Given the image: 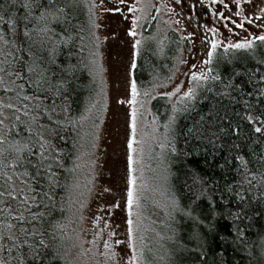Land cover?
<instances>
[{
    "label": "trees",
    "instance_id": "1",
    "mask_svg": "<svg viewBox=\"0 0 264 264\" xmlns=\"http://www.w3.org/2000/svg\"><path fill=\"white\" fill-rule=\"evenodd\" d=\"M64 2L61 0L62 4ZM66 11L69 22L64 25L67 32H62L61 44L58 45V63L64 67L70 56V64L79 67L64 77L66 92L62 98L57 99L54 94L44 98L49 106H53L55 100L63 125L60 132L63 139L58 143L65 156L64 168L57 169L59 184L50 193L56 206L48 212L44 224L50 233L55 234L53 243L59 249V255L54 251L42 254L38 264H68L65 258L68 242L64 233L71 199L75 195L79 134L74 122L88 106L95 90L92 77L85 68L82 50L85 32L89 31L87 12L78 3ZM152 27L142 34L137 67L132 70L138 91L167 81L177 66L182 48L189 49L188 42L183 43L173 29L161 38ZM69 36L72 39L67 45L63 44L62 41ZM258 61H264V44L260 42L256 43L254 52L230 50L224 53L221 48L217 49L209 67L213 69L212 75L218 74L221 80L213 82L209 79L196 90L194 100L177 104L180 111L173 113L176 120L168 131L171 143L165 150L164 179L160 181L162 186L166 185L164 188L169 192L171 203L165 208L156 231L145 234L142 264H264V204L253 202L251 206L244 205L246 218L233 222L228 209L237 211V200L231 199L226 191L228 185L236 183L231 161L237 152L253 161L258 159V154H264V137L255 134L254 125L246 119L251 115L259 121L260 113L264 112V96L257 91V78L264 75V63ZM236 73L240 75L236 76ZM60 79L57 71L54 81ZM230 80L241 84L243 93L224 89L222 85ZM223 91H229L231 95H220ZM1 99L22 107L13 93L0 92ZM245 100L252 105L251 108L245 105ZM65 107L72 121L70 124L63 120L62 109ZM150 108L162 124L161 130H164L163 126L168 123L172 112L170 102L165 96H158L151 101ZM6 111L7 115H12L10 110ZM210 113V120L203 122V128L208 129L205 137L196 139L190 135L189 129L200 127L201 117L208 118ZM5 123L11 124L12 121L6 120ZM255 126L260 125L256 123ZM221 128L225 131L219 138L213 137L214 145L210 144L207 137L211 131ZM253 149L254 152L251 151ZM44 191H48L46 182ZM173 201L178 202V209ZM46 202L51 206L52 202ZM213 204L217 205L215 211ZM188 211H191V216L185 214ZM56 224L60 227L51 226ZM237 228L242 230L240 236Z\"/></svg>",
    "mask_w": 264,
    "mask_h": 264
},
{
    "label": "snow or ice",
    "instance_id": "2",
    "mask_svg": "<svg viewBox=\"0 0 264 264\" xmlns=\"http://www.w3.org/2000/svg\"><path fill=\"white\" fill-rule=\"evenodd\" d=\"M201 5L208 7L210 5H219L232 16L240 17L241 20H231L226 17L224 11L210 9L211 16L218 17L226 21L224 27L229 33L233 29L229 27L227 21L231 20L236 28L244 29V24H253V19H264V6L260 7V15L253 13V19L244 16V4H251L252 0H231L235 10L230 7L225 0H199ZM142 0H136L134 4H128L127 0H118L119 5H126L129 13H143L145 7H154L150 3H145L144 7L138 8L136 5L141 4ZM180 4L181 0H175ZM264 4V0H262ZM75 5V0H0V92L4 94L13 93L16 101L22 105L17 106L13 103H0V109H8L12 115H5L0 112V264H38L42 254H48L54 251L59 255V249L56 248L55 234L50 233L44 227L46 217L51 208H54L55 200L53 193L59 184L57 169L64 168L65 156L58 143L63 139L60 135L61 123L60 113L57 112L55 100L53 106L44 102L48 94H54L57 99L62 98L66 92L64 77L71 75L74 68L69 63L64 67L58 63L61 44L62 32H67L64 27L67 20V8ZM95 7V5H93ZM166 7V5H161ZM106 11H115L124 15L121 8L105 9ZM171 9L170 12H174ZM159 9H157V13ZM125 19L127 17L125 16ZM140 18H133L127 35L132 37L134 42L131 47L133 59L130 68L134 70L137 67L136 57L139 56L141 40L135 39L137 36L136 27ZM167 23V21H165ZM179 24L180 21H175ZM93 25L95 22L93 21ZM255 27H264V25H254ZM60 31H57V29ZM206 31H210L213 36L210 41V50L206 52L207 59L203 60L200 68L213 63L217 49L223 48L224 53L230 50L254 52L256 43L264 44V34L253 35L250 39L245 38L242 41L233 42L229 40L225 45L223 40L218 39L219 30L216 27L205 26ZM246 30V29H245ZM235 34V33H233ZM72 38L69 36L64 39L63 44L67 45ZM99 39V38H97ZM182 40H191V35L182 36ZM99 48V44L96 45ZM93 57L98 56V52L91 53ZM264 63V61H258ZM86 68L91 72L93 69H99L97 61L92 59ZM57 71L61 79L54 81ZM213 69L209 67L207 73L203 70L197 71V65L189 67L187 74H190V81L193 85L200 86L201 82H207L209 79L213 82L220 81L221 77L217 75L210 76ZM239 76L240 73H236ZM257 91L264 96V75L257 78ZM224 89L240 91L243 93L242 85L231 81L222 85ZM181 85H177L168 97L176 96L181 93ZM210 90V89H209ZM31 93V94H29ZM149 93L145 92V95ZM139 93L136 81H131V99L120 100V104L128 103L131 106L132 118V136L128 141V191H127V220H126V239L115 240V246L125 245L127 250L125 257L118 256L114 246L109 243L114 232H109L108 240L103 241V255L106 260L112 264H141L144 257V236L140 228V213L136 212V219H133V208H140L139 193L136 189V179L133 175V164L137 163L133 159V145L136 141L137 116L138 109L136 105L142 102L137 100ZM222 96H230L229 91L220 93ZM196 96V87H188L180 97V102L194 100ZM11 99V97H10ZM248 108L252 105L244 101ZM264 103V101H262ZM64 113L63 120L65 123H72L68 115L67 107L62 109ZM180 109L173 106L172 112L175 114ZM261 119L256 121L253 116L246 117L250 124H253V132L258 136L264 137V112L260 113ZM209 117H201V126L189 129V134L196 139L205 137L208 129L203 128V122L209 121ZM6 120H11V124H5ZM176 116L169 117V121L163 127L166 132L163 141L160 142V148L163 150L171 142L168 140L167 132L171 130V125L175 123ZM156 121L153 120V123ZM259 123L260 126H255ZM155 131V130H154ZM225 130L221 128L218 131H211L207 137L210 144H215V138H219L220 133ZM142 143V141H141ZM234 147H239L234 145ZM141 157L143 150L141 149ZM175 153V147L172 148ZM251 151H255L254 149ZM232 164L236 172V183L227 186L226 191L231 199L237 200L238 210L233 212L228 209V215L233 222L242 221L246 218L247 213L244 205L251 206L253 202L264 204V154H258V159H246L245 155L236 153L232 157ZM258 164L259 167H254ZM47 183L48 191H44V183ZM143 186L141 185V188ZM40 191H37V189ZM108 191V189H105ZM229 200V203L231 202ZM52 202L51 206L48 202ZM175 208H179L178 202H172ZM213 210L217 205H212ZM63 211V209H60ZM191 216V211L185 213ZM193 219H197L193 217ZM99 220V217H97ZM202 223V221H199ZM50 223V222H49ZM53 228H59L58 224L51 225ZM137 233H140L139 237ZM242 230L237 228V235L240 236ZM47 237H51L47 239ZM99 238V237H97ZM171 239V238H170ZM93 246L96 245V239L91 241ZM138 243L140 251H138Z\"/></svg>",
    "mask_w": 264,
    "mask_h": 264
},
{
    "label": "rangeland",
    "instance_id": "3",
    "mask_svg": "<svg viewBox=\"0 0 264 264\" xmlns=\"http://www.w3.org/2000/svg\"><path fill=\"white\" fill-rule=\"evenodd\" d=\"M225 2L235 10L231 0ZM75 3L82 4L87 12L89 31L85 32L82 48L84 63L92 67L89 61L95 59L100 68H94L90 72L85 67L92 77L95 90L88 106L74 122L79 133L77 177L75 195L71 199V210L64 233L68 242L65 258L68 264H112L102 254L103 241L109 239V232L115 233L109 243L114 246L118 256L126 259L127 251L123 244L115 246V240L126 239L128 218L127 144L132 136V118L131 106L127 102L120 104L119 101L131 99L133 79L130 65L135 51L131 47L134 40L127 35L131 20L140 18L136 27L137 40H141L143 32L149 31L151 26L161 38L169 29L176 31L180 39L182 36L191 35L190 41L181 39L183 43L188 42L189 49L182 48L170 78L151 89L138 91L137 100L142 102L143 106L141 107V103L136 105L137 143L133 145L132 155L137 161L133 164V175L136 179L135 191L139 193L140 208H133V219H136L135 213L139 212L141 233L145 239V234L156 231L161 216L166 212L165 208L171 203L169 192L164 188L166 185L162 186L160 183L164 179V154L169 144L162 152L160 142L163 141L166 130H161L162 124L151 111V101L158 96H165L172 108L177 107V104L181 103V95L188 87H196L197 90L205 83L201 82L200 86L193 85L190 74H187L193 64L197 65L198 72L203 70L207 73L209 68V65L200 68L203 60L207 59L206 52L210 50V43L206 41H210L213 36L210 31H206L205 26L216 27L219 30L217 38L223 40L225 45L229 40L238 42L245 38L250 39L253 35L264 34V27L254 26L264 25V19H253V13L260 15V7L264 4L262 0H252L251 4H244V16L253 19V24L245 23L244 29H239L231 20L239 22L240 17L232 16L231 12L225 11L219 5L205 7L199 0H181L180 4H176L175 0H142L141 4L136 5L138 8L144 7L145 3L154 7H145L143 13L135 14L129 13L126 5H119L118 0H75ZM127 3L134 4L136 0H127ZM116 7L121 8L123 16L118 12L105 10ZM217 8L224 11L226 17H231L227 23L235 34L229 33L223 26L226 21L211 16L210 9ZM171 9L175 11L170 12ZM177 20L180 21L179 24L175 23ZM221 49L223 50L222 47ZM93 52H98V56L93 57ZM209 75L213 76L212 73ZM177 85L182 86L181 93L170 99L167 94L174 91ZM145 92L149 94L145 95ZM0 103L6 104L5 99H1ZM0 112L7 115L6 108L0 109ZM172 115L173 112L170 117ZM153 120L156 122L153 123ZM168 140L170 141L169 137ZM139 235L140 233H137L138 237ZM93 239H96L95 246L91 243Z\"/></svg>",
    "mask_w": 264,
    "mask_h": 264
}]
</instances>
